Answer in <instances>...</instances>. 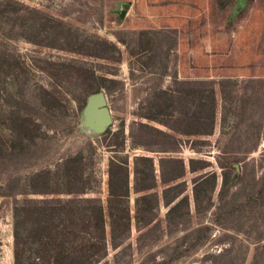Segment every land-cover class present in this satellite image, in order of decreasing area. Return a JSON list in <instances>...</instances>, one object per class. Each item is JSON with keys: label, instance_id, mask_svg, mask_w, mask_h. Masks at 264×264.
I'll list each match as a JSON object with an SVG mask.
<instances>
[{"label": "rangeland", "instance_id": "1", "mask_svg": "<svg viewBox=\"0 0 264 264\" xmlns=\"http://www.w3.org/2000/svg\"><path fill=\"white\" fill-rule=\"evenodd\" d=\"M18 1L38 11L11 3L17 13L0 18L9 71L0 78V185L10 172L20 185L30 172L80 152L104 200L108 158L125 153L130 165L144 152L153 158L155 185L147 191L157 194L155 217L141 228L131 218L129 235L96 264H264V0ZM100 40L103 56L87 54L86 41ZM184 77L233 79L224 113L214 85L211 133L176 134L171 152L131 147L130 121L139 111L157 113L145 96ZM96 83L97 91H87ZM99 91L110 117L102 127L87 121L83 106ZM32 104L37 127L19 128L13 117ZM168 155L180 159L182 173L161 183L158 158ZM180 163L163 161V173ZM176 181L182 192L164 204L162 187ZM138 193L130 191V203ZM11 223V199L0 195V264H12Z\"/></svg>", "mask_w": 264, "mask_h": 264}, {"label": "trees", "instance_id": "2", "mask_svg": "<svg viewBox=\"0 0 264 264\" xmlns=\"http://www.w3.org/2000/svg\"><path fill=\"white\" fill-rule=\"evenodd\" d=\"M11 3L20 5V9L23 6L26 12L38 11L37 8L23 5L18 0H0L1 19L6 20L4 17L8 14L17 13L18 7L8 8ZM17 16L10 17L15 19ZM86 44L87 54L103 56L99 49L106 46L105 41H94L90 45L86 41ZM0 56L3 59L0 63L1 78L9 71L7 65L3 66V63L7 62L4 50ZM228 82H233V79L184 77L173 78L168 86L163 88H154L145 99L149 103L152 102L157 113L139 111L138 118L130 121V146L145 151L171 152L176 150V134L201 136L211 133L216 108L214 85H218L223 100L219 109L224 113L227 108L224 103L225 85ZM99 86V83H96L87 91H97ZM18 101L17 98L16 109L20 106ZM37 107L41 108V105ZM26 108L31 112H20L13 120L19 128L26 127L33 131L38 123L32 114L37 111L33 104ZM158 113L164 118L156 117ZM140 116L156 119L164 124L167 130L155 129L141 120ZM149 128L167 137L168 141L162 144L153 140L155 137ZM30 139L33 140V134ZM118 144L121 145L122 140ZM90 148L93 150L94 146L90 144ZM176 158L172 155L158 158L161 183H166L182 173L183 165L180 159ZM168 160L178 161L181 165L179 170L165 175L162 164ZM85 164L82 154L76 152L64 157L55 168L43 167L30 172L24 176L20 185L19 176L14 171L7 174L0 185V195L11 199L12 264H96L104 258L108 246L117 247L129 235L131 218L137 228L152 222L155 217L153 208L157 205V194L147 191L155 185L151 155L144 152L133 154L130 165L125 153L111 155L106 167L104 200L97 195L99 177L87 171ZM201 166L203 165L191 164L190 168L194 170ZM182 190L180 181L163 186L162 202L168 204ZM130 191L140 192L134 196L132 203L129 202ZM147 198L151 199L150 203Z\"/></svg>", "mask_w": 264, "mask_h": 264}, {"label": "water", "instance_id": "3", "mask_svg": "<svg viewBox=\"0 0 264 264\" xmlns=\"http://www.w3.org/2000/svg\"><path fill=\"white\" fill-rule=\"evenodd\" d=\"M98 110L101 114L98 113ZM84 112L87 121L96 127H102L109 121V113L104 105V97L101 91L89 95L84 105ZM97 115L100 117L96 118ZM234 166L237 168L236 164H234Z\"/></svg>", "mask_w": 264, "mask_h": 264}, {"label": "bare ground", "instance_id": "4", "mask_svg": "<svg viewBox=\"0 0 264 264\" xmlns=\"http://www.w3.org/2000/svg\"><path fill=\"white\" fill-rule=\"evenodd\" d=\"M98 111H99V110H98ZM98 113L101 114L100 111H99ZM98 116H99V115H98ZM99 117H100V116H99Z\"/></svg>", "mask_w": 264, "mask_h": 264}]
</instances>
